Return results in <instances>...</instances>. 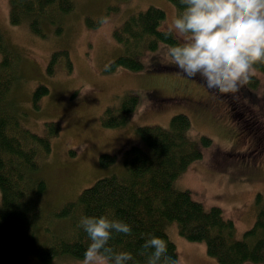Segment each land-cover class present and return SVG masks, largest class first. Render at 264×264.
<instances>
[{"label":"rangeland","instance_id":"obj_1","mask_svg":"<svg viewBox=\"0 0 264 264\" xmlns=\"http://www.w3.org/2000/svg\"><path fill=\"white\" fill-rule=\"evenodd\" d=\"M72 1V11L61 19V33L55 34L54 25L47 24L45 37H38L25 24L11 25L9 0H0L1 35L19 56L18 80L11 97L20 121L35 133L43 132L45 122L61 125L58 136L51 139L50 154L40 160L38 175L46 182L40 219L49 220L54 231L63 228L62 219L51 218L49 212L74 200L97 179L122 174L123 151L143 144L137 127H167L172 115L183 113L190 120V137L204 135L211 144L203 149L201 159L178 174L173 188L189 191L205 209L219 207L223 217L234 222L236 237H241L254 222L256 195L264 193V74L256 71L254 75L257 89L244 86L236 94H218L207 89L200 77L188 79L179 73L165 56L166 44L145 52L139 71L117 68L106 72V66L121 53L112 37L114 28L131 13L153 5L165 12L160 29L169 30L176 17L174 6L167 0ZM87 17L101 18L99 25L90 28ZM60 49L69 53L72 72L67 73L59 63L56 73L48 75L50 55ZM40 84L48 93L34 109L31 95ZM127 91L138 96L129 121L117 128L103 127V111L116 105ZM101 154L115 155L114 163L100 165ZM162 227L176 246L177 264H218L206 254L203 242L180 236L176 222L166 221ZM39 231L40 239H45V230ZM82 259L59 256L50 264H81ZM0 264L41 263L32 254L16 257L7 251Z\"/></svg>","mask_w":264,"mask_h":264},{"label":"trees","instance_id":"obj_2","mask_svg":"<svg viewBox=\"0 0 264 264\" xmlns=\"http://www.w3.org/2000/svg\"><path fill=\"white\" fill-rule=\"evenodd\" d=\"M174 6L176 16L185 7L181 0H167ZM72 0H9L8 19L13 26L25 24L30 32L45 37L44 27L54 25V33L62 31V17L72 11ZM165 12L149 5L131 13L113 29L112 37L121 47V53L110 62L106 72L117 68L139 71L140 57L152 52L159 44L178 43L160 29ZM101 18H85L90 28L99 25ZM18 54L5 42L0 32V260L7 251L12 256L32 254L41 264H50L59 256L83 258L90 240L79 220L82 216H107L129 224L131 235L114 233L109 246L115 252L131 253L129 264H148L144 242L153 236L164 239L168 255L178 261L175 244L163 230L166 221L177 224L178 234L187 241L203 242L206 254L218 264L264 263V193H258V205L250 228L236 237L235 225L223 217L217 206L205 209L192 199L187 190L173 188L174 179L194 161L202 158V151L211 144L210 138L189 135L190 120L183 113L169 119L167 127L144 125L137 127L141 146L132 145L122 153V174L97 179L83 189L74 200L66 201L49 212L51 218L62 219L63 228L54 231L49 220L40 219L41 197L46 182L40 178V160L51 152V139L61 131L59 122L49 121L42 133L23 126L12 100V91L18 80ZM59 63L67 73L72 72L69 53L60 49L51 53L46 72L54 75ZM264 74V65H256ZM258 78L253 76L246 85L257 89ZM48 93L45 85L32 91L31 102L39 108L40 100ZM138 104V96L127 91L116 105L105 108L101 125L105 128L124 126ZM115 155L101 154L100 165H111ZM45 230L43 240L39 230ZM42 238V237H41Z\"/></svg>","mask_w":264,"mask_h":264},{"label":"clouds","instance_id":"obj_3","mask_svg":"<svg viewBox=\"0 0 264 264\" xmlns=\"http://www.w3.org/2000/svg\"><path fill=\"white\" fill-rule=\"evenodd\" d=\"M185 6L171 21L168 35L178 43L165 50L185 78L200 77L218 94H236L264 65V0H181ZM89 237L81 264H129L131 253L109 246L114 233L131 235L129 224L107 216H82ZM142 248L148 264H177L164 239L153 236Z\"/></svg>","mask_w":264,"mask_h":264},{"label":"bare ground","instance_id":"obj_4","mask_svg":"<svg viewBox=\"0 0 264 264\" xmlns=\"http://www.w3.org/2000/svg\"><path fill=\"white\" fill-rule=\"evenodd\" d=\"M264 80V79H263ZM244 139V138H243ZM243 145V144H242Z\"/></svg>","mask_w":264,"mask_h":264}]
</instances>
